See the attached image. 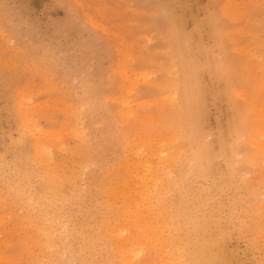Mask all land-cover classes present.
Instances as JSON below:
<instances>
[{
  "label": "rangeland",
  "instance_id": "1",
  "mask_svg": "<svg viewBox=\"0 0 264 264\" xmlns=\"http://www.w3.org/2000/svg\"><path fill=\"white\" fill-rule=\"evenodd\" d=\"M224 3L231 7L229 12ZM263 4L264 0H0V264H102L109 257L112 247L98 246L93 254L83 247L101 230L94 220L101 211L97 185L110 177L106 170L130 161V135L137 155L145 154L140 134L153 133L157 116L167 111V99L160 101L163 81L179 72L180 79L190 77L187 99L178 110L186 130L190 126L185 135L190 145L171 180L161 183V203H172V212L178 210L174 212L181 216L182 228L193 218L199 220L197 231L211 240L219 264H264V150L244 145L245 127L228 94L232 83L220 69L223 56L228 57L237 87L249 96L263 90L255 106L241 113L252 123L258 121L253 126L262 130L257 138L264 143ZM210 14L216 17V30L208 23ZM232 38L234 46L228 42ZM169 65L175 68L165 71ZM40 141L45 142L41 157ZM251 152L254 161L248 159ZM51 168L73 173L60 193L52 190L58 195L44 192ZM38 212L40 221L58 234L53 247L39 249L25 237L26 229L30 235L25 216ZM76 225L85 228L83 240L71 237ZM77 242H83L81 248H76ZM38 255L42 260L34 259Z\"/></svg>",
  "mask_w": 264,
  "mask_h": 264
},
{
  "label": "bare ground",
  "instance_id": "2",
  "mask_svg": "<svg viewBox=\"0 0 264 264\" xmlns=\"http://www.w3.org/2000/svg\"><path fill=\"white\" fill-rule=\"evenodd\" d=\"M131 1V0H130ZM250 2V1H249ZM229 3V2H226ZM101 4V3H100ZM225 4V3H224ZM243 4V3H242ZM227 7V4H225ZM224 5V6H225ZM264 5V4H263ZM228 8V7H227ZM228 12L230 11L231 7L228 8ZM118 10V9H117ZM218 10V9H217ZM227 10V9H226ZM225 10V11H226ZM214 11V10H213ZM235 12L234 10H232ZM219 12V10H218ZM225 12L226 14L228 13ZM232 13V12H230ZM220 14V13H219ZM222 14L223 11H222ZM236 14V12H235ZM238 14V13H237ZM236 14V15H237ZM243 14V13H242ZM233 15V14H232ZM231 15V17H232ZM219 16V15H218ZM230 16V15H229ZM238 16V15H237ZM129 17V16H128ZM227 17V16H226ZM256 17V16H255ZM229 18V17H228ZM103 19V18H102ZM216 17L212 16L211 14L208 15V23L212 29L216 28ZM252 19V17H251ZM254 19V18H253ZM218 20V19H217ZM224 20V19H223ZM222 20V21H223ZM10 22V21H9ZM135 22V21H134ZM137 22V21H136ZM135 22V23H136ZM132 23V22H130ZM253 23V22H252ZM262 24V23H261ZM17 26V25H16ZM1 27V26H0ZM2 28V27H1ZM126 28V27H125ZM220 28V25H219ZM223 28V27H221ZM236 29V28H235ZM234 29V30H235ZM243 29V28H242ZM240 29V33H243ZM1 30V29H0ZM117 30V29H116ZM171 30V29H170ZM216 30V29H215ZM6 31V30H5ZM128 32V31H127ZM219 33V31H218ZM7 35V34H6ZM140 35V34H139ZM146 35V34H145ZM148 35V34H147ZM221 35V33L219 34ZM228 35V32H227ZM226 35V36H227ZM249 35V33L247 34ZM8 36V35H7ZM107 36V35H106ZM113 36V35H112ZM115 36V35H114ZM137 36V35H136ZM6 37V36H5ZM174 37V36H173ZM232 37V36H231ZM249 37V36H248ZM223 38H225L223 34ZM217 39V38H216ZM215 39V40H216ZM175 40V39H174ZM221 40V39H220ZM130 41V40H129ZM217 41V40H216ZM226 41V40H225ZM134 42V41H133ZM219 42V41H218ZM224 42V41H223ZM231 46H234L236 41L231 40L228 41ZM257 42V41H256ZM8 43V42H6ZM132 44V42H131ZM148 44V43H147ZM177 44V43H176ZM255 44V43H254ZM170 45V44H169ZM178 45V44H177ZM141 46V45H140ZM150 46V45H149ZM226 44L224 42L223 47H225ZM176 47V46H175ZM222 47V46H221ZM231 48V47H230ZM1 49V48H0ZM260 49V47H259ZM175 50H177L175 48ZM234 50V49H233ZM243 50V49H241ZM160 51V50H159ZM165 51V50H164ZM168 51V50H167ZM171 51V49H170ZM247 51V50H246ZM42 52V51H41ZM140 52V51H139ZM174 52V51H173ZM131 53V52H130ZM167 53V52H166ZM248 53V52H247ZM136 54V53H135ZM138 55V54H137ZM248 55V54H247ZM257 56V55H256ZM128 57V56H127ZM213 58V57H212ZM226 61L228 57L225 58ZM223 56V66L221 64L220 69L223 72V75L225 73V81L232 83V87L230 86L229 89V98L231 99V104L233 108H235L236 114L238 116V122L239 124H243L245 127V139L243 140L244 145L250 146L255 148L257 151L264 150V143H260L258 138V135L262 132L260 128H257L253 126L252 120L250 121L246 120L245 115H243L241 112H243L246 108L255 106V104L258 102V99L260 98V95L262 94L263 90L259 91L255 96H249L245 91H243V88L240 89V87H237V82L235 81V75H233L232 71H230V65L228 62H226ZM118 60V59H117ZM244 60V59H243ZM4 61V60H3ZM132 61V60H131ZM28 62V61H27ZM37 62V61H36ZM174 62V61H172ZM170 62L169 64L174 65V63ZM221 62V61H220ZM226 62V63H225ZM239 62L242 63V61L239 60ZM251 63V62H250ZM32 64V63H31ZM216 64V63H215ZM131 65V64H130ZM169 65L166 67L165 71L171 69L173 66ZM177 65V64H176ZM175 65V66H176ZM184 65V63H183ZM250 65V64H249ZM9 66V65H8ZM166 66V65H165ZM164 66V67H165ZM185 66V65H184ZM237 66V65H236ZM252 66V65H251ZM250 66V67H251ZM255 66V65H254ZM126 67V66H125ZM242 67V66H241ZM245 67V66H244ZM243 67V68H244ZM259 67V66H258ZM257 67V68H258ZM129 68V67H128ZM175 68V67H173ZM178 68V66H177ZM176 68V69H177ZM218 68V67H217ZM239 68V67H236ZM236 68H234L236 70ZM249 68V67H248ZM247 68V69H248ZM261 68V67H259ZM116 69V68H115ZM122 69V68H121ZM139 69V68H138ZM160 69V68H159ZM158 69V70H159ZM163 69V68H162ZM251 69V68H250ZM249 69V70H250ZM33 70V69H32ZM46 70V69H45ZM113 70V69H112ZM141 70V69H140ZM147 70V69H146ZM262 70V69H261ZM35 71V70H34ZM48 71V70H47ZM115 71V70H114ZM117 71V70H116ZM138 71V70H137ZM157 71V70H156ZM121 72V71H119ZM144 72V71H142ZM160 72V71H159ZM171 72V70H170ZM176 72V71H175ZM178 72V71H177ZM239 72V70H238ZM249 72V71H248ZM247 72V73H248ZM257 72V71H256ZM116 73V72H115ZM243 73V72H242ZM245 73V72H244ZM254 73V72H253ZM260 73V72H259ZM144 74V73H143ZM146 74V73H145ZM249 74V73H248ZM247 74V75H248ZM251 74V73H250ZM257 74V73H256ZM108 75V74H107ZM142 75V74H140ZM168 75V74H166ZM171 75V74H169ZM244 75V74H243ZM246 75V74H245ZM261 75V74H260ZM259 75V76H260ZM240 76V75H239ZM141 77V76H140ZM244 77V76H243ZM264 77V76H263ZM112 78V77H111ZM145 78V77H144ZM166 78V77H165ZM249 78V77H248ZM189 76L184 77L183 79H180V72L179 74H173L170 76L169 80L163 81V86L165 89L164 93L162 94V97L160 98V101H165L167 111L161 112L160 115H158L157 119V125L151 133L150 131H145L141 135L142 140V146L145 148V154L144 155H137V151L134 150L133 145H135V139L133 135H130V141L131 142L129 146V152L131 154V158L129 162H126L122 168H113L109 171L106 170L110 174V177L103 181V184L101 186L97 185V190H99L102 197L99 196L98 202L99 207H101L100 213H98L97 216L94 217V220L98 223L101 230L97 237H90L87 238L88 243H85L83 247H86L88 251H90L92 254L96 252L98 246H105V247H112L109 249V257L103 258L102 264H219L220 259L218 258L217 254L213 252L212 249V242L206 236L203 232V234L199 233L197 230L198 224L196 225V220L193 218V213L191 217L193 219L189 220L188 226L185 224L182 228L179 226V213L174 212L178 211L175 210L172 212V210L169 208L170 204H166L167 206L163 205L162 202V195H160V187L161 183L169 182L172 178V171L175 167L179 166V162H183L184 159H182L183 154H185L186 150L185 147H189L190 145L188 142L185 141V135L187 133V130L190 126H188V129L186 130L187 122L183 119V117L179 114L178 111L181 107H179L180 102H183L185 99H187L188 95V86H189ZM254 79V78H253ZM258 79V78H257ZM160 80V79H159ZM166 80V79H165ZM238 81V79H237ZM138 82V81H137ZM155 82V81H154ZM133 83V82H132ZM240 83V82H239ZM243 83V82H241ZM248 84V83H247ZM121 85V84H119ZM133 85V84H132ZM228 85V84H227ZM249 85V84H248ZM246 85V86H248ZM122 87V86H121ZM137 87V86H136ZM162 87V86H161ZM191 87V86H190ZM228 87V86H227ZM28 88V87H27ZM247 88V87H246ZM250 88V87H248ZM20 89V88H19ZM32 89V88H31ZM132 89V88H131ZM264 89V88H263ZM38 90V89H37ZM45 90V89H44ZM160 90H162L160 88ZM131 91V90H130ZM250 91V90H246ZM28 93V92H27ZM32 93V92H31ZM74 93V92H73ZM252 93V92H251ZM134 94V93H133ZM255 94V93H254ZM22 95V94H21ZM109 96V95H108ZM110 97V96H109ZM46 98V97H45ZM106 98V97H105ZM132 98V97H131ZM151 98V97H150ZM228 98V97H227ZM61 99V98H60ZM30 100V99H29ZM49 101V100H48ZM229 101V100H228ZM53 102V101H52ZM145 102V101H144ZM150 102V101H149ZM21 103V102H20ZM27 103V102H26ZM77 103V102H76ZM189 103V102H188ZM245 103V104H244ZM39 104V103H38ZM83 104V103H82ZM130 104V103H129ZM50 105V104H49ZM52 105V104H51ZM164 105V104H163ZM162 105V106H163ZM149 106V105H148ZM161 106V107H162ZM182 106V105H181ZM190 106V105H189ZM259 106V103H258ZM130 107V106H129ZM164 107V108H165ZM159 109V108H158ZM188 110V108H187ZM249 110V109H248ZM173 111V113H172ZM234 111V110H233ZM85 112V111H84ZM8 113V112H7ZM124 113V112H122ZM174 113H176L174 115ZM183 113V112H182ZM150 114V113H149ZM153 114V113H152ZM184 114V113H183ZM233 114H235L233 112ZM25 116V114H22ZM189 115V114H188ZM76 116V115H75ZM152 116V115H151ZM236 116V115H235ZM247 116V115H246ZM251 117L250 115H248ZM156 117V118H157ZM187 117V116H186ZM21 118V117H20ZM24 118V117H23ZM212 119V118H211ZM264 119V118H263ZM153 120V119H152ZM26 122V121H25ZM23 122V123H25ZM122 122V121H121ZM193 122V120H192ZM236 122V120H235ZM102 124V122H99ZM29 124V123H28ZM68 124V123H67ZM27 125V124H26ZM109 125V124H108ZM213 125V124H212ZM233 125V123H232ZM25 126V125H24ZM234 126V125H233ZM232 126V127H233ZM235 126H237L235 124ZM27 127V126H26ZM192 127V126H191ZM264 127V126H263ZM58 128V127H57ZM129 128V127H128ZM196 128V127H195ZM199 128V127H197ZM240 128V127H238ZM56 129V128H55ZM85 129V128H84ZM28 130H30L28 128ZM70 130V129H69ZM142 130V129H141ZM235 130V129H234ZM242 130V129H240ZM53 131V130H52ZM58 131V129H57ZM133 131V130H132ZM232 131V130H231ZM236 131V130H235ZM239 131V130H237ZM24 132V131H23ZM30 132V131H28ZM26 132V133H28ZM80 132V131H79ZM201 132V131H200ZM233 132V131H232ZM43 133V132H42ZM126 133V132H125ZM130 133V132H129ZM244 133V132H243ZM52 134V133H51ZM61 134V133H60ZM79 134V133H78ZM86 134V133H85ZM127 134V133H126ZM136 134V133H135ZM216 134V133H215ZM233 134V133H232ZM48 135V134H47ZM139 135V136H140ZM189 137L191 135L188 134ZM235 135V134H234ZM240 135V134H239ZM41 136V135H40ZM63 136V135H62ZM137 136V135H136ZM231 136V135H230ZM242 136V135H241ZM212 137V136H211ZM236 137V136H235ZM187 138V137H186ZM122 139V138H120ZM189 139V138H188ZM232 139V137H231ZM235 139V138H234ZM260 139V137H259ZM40 140H35L36 142ZM46 140V139H44ZM42 140V141H44ZM62 140V139H61ZM138 140V139H137ZM200 140V139H199ZM198 140V141H199ZM239 140V139H238ZM237 140V141H238ZM48 141V140H46ZM189 141V140H187ZM233 141V139H232ZM39 142V141H38ZM41 142V141H40ZM50 144L52 143L49 141ZM138 142V141H137ZM41 142L40 145L41 148L44 145ZM61 143V142H59ZM141 143V142H140ZM225 143V142H224ZM223 143V144H224ZM240 143V142H239ZM42 144V145H41ZM48 144V143H47ZM57 144V143H56ZM125 144V143H124ZM194 144V143H193ZM198 144V142H197ZM228 144V143H227ZM35 145V144H34ZM61 145V144H60ZM241 145V144H240ZM46 146V144H45ZM73 146V145H72ZM193 146V145H191ZM233 146V145H232ZM33 147V146H32ZM47 147V146H46ZM51 147V146H50ZM141 147V146H140ZM225 147V146H224ZM249 147V148H250ZM38 148V149H37ZM36 149H39L37 147ZM194 148V147H193ZM205 148V147H204ZM232 148V147H231ZM34 148V150H36ZM54 149V148H53ZM78 149V147H77ZM81 149V148H80ZM94 149V147H93ZM191 149V148H190ZM237 149V148H236ZM234 148L233 152H236ZM105 150V149H104ZM228 150V148H227ZM232 150V149H231ZM236 150V151H235ZM253 150V149H252ZM251 150V151H252ZM107 151V150H106ZM128 151V150H127ZM143 151V153H144ZM222 151V149H221ZM239 151V150H238ZM247 152V151H246ZM34 153V152H33ZM43 148L42 152H40L43 156ZM47 153V151L45 152ZM49 153V152H48ZM252 153V152H251ZM39 154V153H38ZM37 154V155H38ZM79 154V153H78ZM95 154V153H94ZM106 154V153H105ZM109 154V153H108ZM88 155V154H87ZM90 155V154H89ZM194 155V154H193ZM230 155V154H229ZM254 157H253V156ZM252 155L248 156V159H251L252 161L255 160V155L252 153ZM45 156V155H44ZM84 156V155H83ZM104 156V155H103ZM195 155V159H196ZM74 157V156H73ZM190 157V155H189ZM43 158V159H42ZM42 161L44 160V157H42ZM46 158V157H45ZM48 158V157H47ZM59 158V157H58ZM57 158V159H58ZM75 158V157H74ZM78 158V156H77ZM83 158V157H82ZM126 156H124L123 159H125ZM243 158V157H242ZM119 159V158H118ZM191 159V158H190ZM67 160V159H66ZM82 160V159H81ZM128 160V159H127ZM218 160V159H217ZM228 160V159H227ZM77 161V160H76ZM124 161V160H123ZM126 161V160H125ZM41 162V161H40ZM44 162V161H43ZM90 162V161H89ZM107 162V161H106ZM216 162V161H215ZM35 163V162H34ZM74 163V162H73ZM76 164L78 162H75ZM74 163V165H75ZM123 163V162H122ZM178 163V165H177ZM221 163V162H220ZM36 164V163H35ZM45 164V163H40ZM224 164V163H222ZM226 164V163H225ZM12 165V164H11ZM24 165V164H22ZM73 165V164H72ZM80 165V164H79ZM186 165V164H185ZM247 165V163H246ZM44 167V166H43ZM4 168V167H3ZM20 168V167H19ZM92 168V167H91ZM90 168V169H91ZM98 168V167H97ZM23 169V168H22ZM25 169V168H24ZM53 170L52 175H47V186L45 188V193L48 194H55L53 191H58V189L68 183H71L72 181V174L71 172H58L57 168H51ZM77 169V168H76ZM89 169V170H90ZM213 169V168H212ZM237 169V168H236ZM51 170V171H52ZM67 170V169H66ZM69 170V169H68ZM74 170V169H73ZM95 170V169H94ZM203 170V169H202ZM75 171V170H74ZM101 171V170H100ZM177 171V169H176ZM262 171V169H261ZM104 172V171H103ZM174 172V171H173ZM36 173V172H35ZM44 173V172H43ZM96 173V172H95ZM196 173V172H195ZM260 173V172H259ZM259 173L253 174L254 176H258ZM174 174V173H173ZM200 174V173H199ZM13 175V174H12ZM15 175V173H14ZM104 175V174H103ZM181 175V174H180ZM264 175V174H263ZM27 176V175H26ZM105 176V175H104ZM196 176V175H195ZM45 177V175H44ZM178 177V176H177ZM180 177V176H179ZM191 177V176H190ZM193 177V176H192ZM197 177V176H196ZM106 178V177H105ZM247 178V177H246ZM15 179V178H14ZM90 179V178H89ZM103 179V178H102ZM177 179V178H176ZM234 179V178H233ZM245 179V178H244ZM25 180V179H24ZM92 180V179H91ZM180 180V179H179ZM37 181V180H36ZM177 180H175L176 182ZM257 181V180H256ZM8 182V181H7ZM24 182V181H23ZM26 182V181H25ZM96 182V180H95ZM100 182V181H99ZM258 182V181H257ZM22 183V182H21ZM20 183V184H21ZM84 183V182H83ZM264 183V182H263ZM14 184V183H13ZM35 184V183H33ZM75 184V183H74ZM175 184V183H174ZM223 184V183H222ZM243 184L244 181H243ZM250 185V184H249ZM264 185V184H262ZM96 186V185H95ZM163 186V185H162ZM171 186V185H170ZM174 186V185H173ZM187 186V185H186ZM260 184L258 185V187ZM21 187V186H20ZM33 187V186H31ZM148 187H152V190H149ZM196 187V186H195ZM255 187V186H254ZM63 188V187H62ZM163 188V187H162ZM168 188V187H166ZM191 188V187H190ZM33 189V188H32ZM61 189V188H60ZM170 189V188H169ZM189 189V188H188ZM225 189V188H224ZM8 190V189H7ZM12 190V189H11ZM62 190V189H61ZM59 190L58 192L60 193ZM253 190V188H252ZM251 190V191H252ZM257 191V190H256ZM68 192V191H67ZM66 192V193H67ZM164 192V191H163ZM166 192V191H165ZM168 192V191H167ZM180 193V190L177 191ZM183 192V191H182ZM44 193V196L47 195ZM58 193V194H59ZM65 193V192H64ZM57 194V193H56ZM57 194V195H58ZM62 194V193H61ZM99 194V193H98ZM169 194V193H168ZM196 194V193H194ZM256 193H254L255 195ZM42 195V194H41ZM40 195V196H41ZM192 193L190 194V196ZM50 196V195H49ZM178 196V195H177ZM180 196V195H179ZM28 197V196H27ZM64 197V196H63ZM183 197V196H180ZM251 197V196H250ZM168 198V197H165ZM193 198V196H192ZM41 199V198H40ZM95 199V198H93ZM184 199V198H183ZM187 199V198H186ZM189 199V198H188ZM201 199V197H200ZM243 199V198H242ZM21 200V199H20ZM70 200V199H68ZM176 200V199H175ZM202 200V199H201ZM201 200L199 202H201ZM204 200V199H203ZM208 200V199H207ZM40 201V200H38ZM95 201V200H94ZM179 201L180 200L179 198ZM186 201V200H185ZM36 202V201H35ZM83 202V201H82ZM164 202V201H163ZM195 201L193 200V203ZM198 202V201H197ZM33 203V202H32ZM62 203V202H61ZM81 203V202H80ZM167 203V202H166ZM182 203V202H180ZM184 203V202H183ZM182 203V204H183ZM196 203V202H195ZM260 204V202H257ZM179 204V203H178ZM203 205V203H201ZM31 205V204H30ZM101 205V206H100ZM194 205V204H193ZM257 205V204H256ZM66 206V205H65ZM80 206V205H79ZM178 206V205H177ZM190 206V205H188ZM197 206V205H196ZM206 206V204L204 205ZM259 206V205H257ZM29 207V206H28ZM97 207V206H96ZM173 207V206H172ZM176 207V206H175ZM179 207V206H178ZM181 207V206H180ZM183 207V206H182ZM185 207V206H184ZM262 207H264L262 205ZM36 208V207H35ZM200 208V206L198 207ZM255 208V206H254ZM253 208V209H254ZM257 208V207H256ZM90 209V208H88ZM87 209V210H88ZM178 209V208H177ZM260 209V208H259ZM44 210V209H43ZM51 210V209H50ZM73 210V209H72ZM86 210V209H85ZM91 210V209H90ZM33 211V210H32ZM41 211V210H40ZM264 211V210H263ZM6 212V211H5ZM9 212V211H8ZM83 211V214L84 215ZM87 212H92L87 211ZM99 212V210H98ZM256 212V211H255ZM258 212V211H257ZM256 212V213H257ZM68 213V212H67ZM88 213V214H89ZM197 213V212H196ZM195 213V215H196ZM201 213V212H200ZM199 213V214H200ZM45 214V213H44ZM48 214V212H47ZM61 214V213H60ZM94 214V213H93ZM185 214V213H184ZM18 215V214H17ZM54 215V214H53ZM87 215V214H86ZM186 215V214H185ZM184 215V216H185ZM254 215V214H253ZM258 215V214H257ZM39 212L38 215H28L25 216L27 219L26 225L30 229V235L27 234V230H25V237L28 238V241H30L34 247H37L39 249H45L48 247H51L54 243V235L53 229L51 227L47 226L46 224L42 223L39 218ZM45 216V215H44ZM55 215L54 217H56ZM180 216V215H179ZM183 216V217H184ZM188 216V215H187ZM190 216V214H189ZM199 216V215H198ZM259 216V215H258ZM261 216V215H260ZM11 217V216H10ZM24 217V216H23ZM88 217V215H87ZM90 217V216H89ZM181 217V216H180ZM59 218V216H58ZM61 218V217H60ZM93 218V217H92ZM197 218V217H196ZM255 218V217H254ZM260 218V217H259ZM2 219V218H0ZM25 219V218H24ZM23 219V220H24ZM55 219V218H54ZM63 218H61L62 220ZM75 219V218H74ZM210 219V217H209ZM22 220V221H23ZM57 220V219H56ZM60 220V221H61ZM64 220V219H63ZM88 220V219H87ZM90 220V218H89ZM204 220V219H203ZM55 221V220H54ZM182 221V219H181ZM206 221V220H205ZM263 221V220H262ZM18 222V221H17ZM81 222V221H80ZM50 223V222H49ZM86 223V221H85ZM186 223V222H185ZM201 223V222H200ZM14 224V223H13ZM17 224V223H16ZM19 224V223H18ZM25 224V223H24ZM77 224V223H76ZM82 224V223H79ZM89 224V222H88ZM9 225V224H8ZM23 225V224H22ZM61 225V224H60ZM97 225V224H96ZM95 225V226H96ZM200 225V224H199ZM206 225V224H205ZM24 226V225H23ZM55 226V225H54ZM53 226V227H54ZM64 226V224H63ZM62 226V228H64ZM68 226V225H67ZM83 226V225H82ZM202 226V224L200 225ZM14 227V226H13ZM20 227V226H19ZM22 227V226H21ZM58 227V226H57ZM56 227V228H57ZM77 227V225H76ZM81 227V225H80ZM88 227V226H87ZM98 227V226H97ZM264 227V226H263ZM95 228V227H94ZM99 228V229H100ZM60 229V228H57ZM66 229V228H64ZM85 229V228H84ZM84 229L82 228H76V231L71 235V237L75 239L80 238V240H83L84 238ZM97 229V228H96ZM183 231L185 234H180L178 230ZM84 230V231H83ZM95 230V229H94ZM262 230V229H261ZM60 231V230H59ZM63 231V230H62ZM180 231V232H181ZM260 231V229H259ZM23 232V231H22ZM67 232V231H66ZM262 232L260 231V234ZM23 234V233H22ZM90 234V233H88ZM254 234V233H253ZM20 235V234H18ZM66 235V234H65ZM87 235V234H86ZM91 235V234H90ZM29 236V237H28ZM264 236V234H263ZM14 237V236H13ZM23 237V236H22ZM88 237V236H86ZM215 237V236H214ZM20 238V237H19ZM56 238V237H55ZM60 239V237H59ZM66 239V236H65ZM22 240V239H21ZM20 240V241H21ZM57 240V239H56ZM68 240V239H67ZM70 241V240H68ZM72 241V240H71ZM76 241V240H75ZM27 243V242H26ZM30 243V244H31ZM57 243V242H56ZM72 243V242H71ZM70 243V246L72 245ZM83 243V242H82ZM82 243L77 242L78 247L76 245V248H81ZM29 244V243H28ZM65 244V242H64ZM76 244V243H75ZM17 245V244H16ZM15 245V246H16ZM25 245V244H24ZM28 247V245H26ZM62 246V245H61ZM14 247V246H13ZM30 247V246H29ZM33 247V246H32ZM31 247V248H32ZM53 247V246H52ZM55 247V246H54ZM68 247V246H66ZM30 248V249H31ZM73 248V247H71ZM99 248V247H98ZM104 248V247H103ZM29 249V248H28ZM33 249V248H32ZM65 247H62V250L64 251ZM3 250V249H2ZM25 250V249H24ZM71 250V249H69ZM78 250V249H77ZM100 250V249H99ZM22 251V250H21ZM20 251V252H21ZM41 250H39L40 252ZM45 251V250H42ZM84 251V249H83ZM102 251V250H100ZM108 251V250H107ZM31 254V251H29ZM38 252V251H37ZM48 252V251H45ZM67 252V251H66ZM81 252V250H80ZM79 252V253H80ZM78 253V252H77ZM82 253V252H81ZM86 253V252H85ZM90 253V254H91ZM100 253V252H99ZM104 253V252H103ZM45 254V253H44ZM47 254V253H46ZM45 254V255H46ZM88 254V253H86ZM106 254V252H105ZM43 255V256H45ZM97 255V254H96ZM67 256V255H66ZM77 256V255H76ZM94 256V255H93ZM99 256V255H98ZM71 257V256H70ZM95 257V256H94ZM93 257V258H94ZM34 258V257H33ZM41 257L36 256L34 259H38ZM73 258V257H72ZM85 258V257H84ZM101 258V257H100ZM98 258V260L100 259ZM31 259V258H30ZM33 259V261H34ZM39 259V263H40ZM44 259V257H43ZM46 259V257H45ZM70 259V258H69ZM89 259V258H87ZM14 260V259H13ZM12 260V261H13ZM27 260V259H26ZM42 260V259H41ZM47 260V259H46ZM10 261V260H9ZM28 261V260H27ZM83 261V260H81ZM92 261V260H91ZM24 262V261H23ZM93 262V261H92ZM230 262V261H229ZM68 263V262H67ZM101 262H99L100 264ZM12 264V262H11ZM35 264V263H33ZM46 264V263H45ZM95 264V262H94Z\"/></svg>",
  "mask_w": 264,
  "mask_h": 264
}]
</instances>
